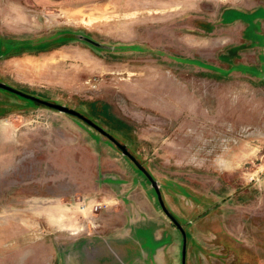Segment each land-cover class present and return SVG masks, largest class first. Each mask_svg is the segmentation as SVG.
I'll use <instances>...</instances> for the list:
<instances>
[{"label":"rangeland","instance_id":"374dc122","mask_svg":"<svg viewBox=\"0 0 264 264\" xmlns=\"http://www.w3.org/2000/svg\"><path fill=\"white\" fill-rule=\"evenodd\" d=\"M263 5L0 0V81L184 231L0 88V264H264Z\"/></svg>","mask_w":264,"mask_h":264},{"label":"water","instance_id":"95a60500","mask_svg":"<svg viewBox=\"0 0 264 264\" xmlns=\"http://www.w3.org/2000/svg\"><path fill=\"white\" fill-rule=\"evenodd\" d=\"M0 88L7 90L9 92H12L18 96H21L23 98L35 101L43 106H46L48 108H52L55 109L59 112H63V113H67L73 116L78 117L79 119H81L82 121H84L85 123H87L89 126L93 127L95 130H97L100 134L106 136L112 143H114L122 152V154L126 155L134 164L135 166L147 177V179L149 180L151 186L154 188L156 195H157V199L158 202L162 208V210L164 211V213L172 220V222L181 230L182 234L184 235V231L181 227V225H179L177 223V221L173 218V216L168 212V210L165 208L162 198H161V194L159 191V186L156 182V180H154L151 175L146 171V169L136 160V158L127 150L125 144H121L120 142H118L113 136H111L108 132H106L103 128H101L99 125H97L96 123H94L92 120H90L89 118L85 117L83 114H81L80 112L69 108L65 105L59 104V103H54V102H50L47 101L45 99L39 98L33 94H29L26 93L22 90L16 89L4 82L0 81ZM182 264H185V248L183 246L182 249Z\"/></svg>","mask_w":264,"mask_h":264},{"label":"crops","instance_id":"0c3cea01","mask_svg":"<svg viewBox=\"0 0 264 264\" xmlns=\"http://www.w3.org/2000/svg\"><path fill=\"white\" fill-rule=\"evenodd\" d=\"M186 1H188V0H186ZM192 1V0H191ZM197 1V3L198 4H201V3H203L204 1H209V0H196ZM212 1V0H211ZM263 2H264V0H263ZM262 7H264V5L262 6ZM262 7H258V10H261V9H263ZM224 10V9H223ZM224 13H226V10L224 11ZM247 21H249V20H247ZM263 21H264V19H263ZM201 26V25H200Z\"/></svg>","mask_w":264,"mask_h":264},{"label":"bare ground","instance_id":"6f19581e","mask_svg":"<svg viewBox=\"0 0 264 264\" xmlns=\"http://www.w3.org/2000/svg\"><path fill=\"white\" fill-rule=\"evenodd\" d=\"M131 15H135V13L134 14H131ZM129 16V15H128Z\"/></svg>","mask_w":264,"mask_h":264}]
</instances>
